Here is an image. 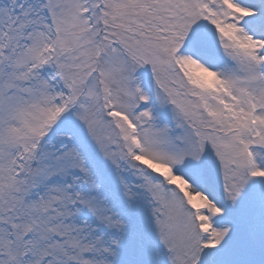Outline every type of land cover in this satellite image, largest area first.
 <instances>
[{"label": "snow or ice", "instance_id": "obj_1", "mask_svg": "<svg viewBox=\"0 0 264 264\" xmlns=\"http://www.w3.org/2000/svg\"><path fill=\"white\" fill-rule=\"evenodd\" d=\"M0 264H264V0H0Z\"/></svg>", "mask_w": 264, "mask_h": 264}]
</instances>
